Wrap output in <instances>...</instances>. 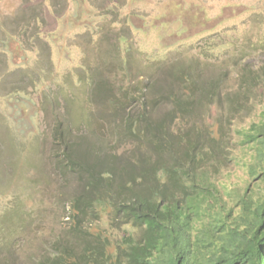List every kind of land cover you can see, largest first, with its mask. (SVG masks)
I'll list each match as a JSON object with an SVG mask.
<instances>
[{
  "label": "rangeland",
  "instance_id": "374dc122",
  "mask_svg": "<svg viewBox=\"0 0 264 264\" xmlns=\"http://www.w3.org/2000/svg\"><path fill=\"white\" fill-rule=\"evenodd\" d=\"M262 121L264 0H0V264H58L67 230L106 228L75 202L160 168L192 164L233 219Z\"/></svg>",
  "mask_w": 264,
  "mask_h": 264
},
{
  "label": "trees",
  "instance_id": "16d2710c",
  "mask_svg": "<svg viewBox=\"0 0 264 264\" xmlns=\"http://www.w3.org/2000/svg\"><path fill=\"white\" fill-rule=\"evenodd\" d=\"M245 137L248 144L257 141L260 172L253 181L261 192L255 199L242 197L233 219L232 212L224 214L217 187L192 164L160 168L139 198H119L112 178L108 193L84 205L83 212L76 202L72 206L87 223L93 216L98 223L104 219L106 228L77 224L67 230L68 236H60L66 246L58 264H264V121ZM78 170L89 185L97 184L98 174L81 162ZM179 187L187 198H177Z\"/></svg>",
  "mask_w": 264,
  "mask_h": 264
}]
</instances>
